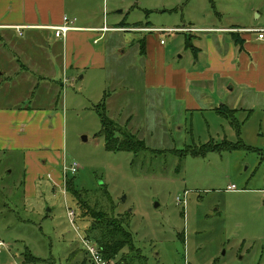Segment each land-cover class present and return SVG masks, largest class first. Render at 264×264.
I'll return each instance as SVG.
<instances>
[{
	"label": "rangeland",
	"instance_id": "1",
	"mask_svg": "<svg viewBox=\"0 0 264 264\" xmlns=\"http://www.w3.org/2000/svg\"><path fill=\"white\" fill-rule=\"evenodd\" d=\"M99 8L109 27L122 20L164 29L264 27V0H100ZM148 35L164 45L154 50L155 62L162 57L165 65L192 63L188 45L195 46L200 34ZM141 37L109 33L103 71L61 89L55 104L14 105L59 114L62 133L53 149L39 146L52 151L55 163L45 157L30 166L19 153L0 155V264L31 263L24 254L37 258L36 264H90L66 209L74 212V227L85 238L96 227L97 213L121 222L131 238L113 258L117 264H264V98H245L239 88L228 94L250 100L249 109L234 114L238 133L213 111H183L184 104L170 100L160 84L147 82L148 71L162 82L163 64L147 67ZM98 112L110 122L113 143L130 139L139 145L107 150L97 136ZM212 143L234 149L190 154ZM42 161L48 163L41 166ZM72 163L78 165L74 175L64 170ZM28 169L37 177L34 183L26 181ZM59 172L61 189L46 178L56 179ZM67 181L78 196L66 192ZM231 185L236 192L227 190ZM184 193L183 209L176 199Z\"/></svg>",
	"mask_w": 264,
	"mask_h": 264
},
{
	"label": "crops",
	"instance_id": "2",
	"mask_svg": "<svg viewBox=\"0 0 264 264\" xmlns=\"http://www.w3.org/2000/svg\"><path fill=\"white\" fill-rule=\"evenodd\" d=\"M99 4L100 0H0V155L19 153L25 163L28 159L32 161L30 166H38V159L46 157L49 162L53 159L52 151H43L39 146L53 149L55 139L62 133L61 116L14 105L55 104L61 89L83 81L90 72L103 71L105 39L109 33L142 34L140 41L145 46L147 67H153L156 62L163 64L162 82L152 77V71H148L147 82L160 84L164 95L175 104H184L183 111L216 113L218 108L225 107L236 112L251 107L250 100L246 103L242 100L244 97L264 98V42L257 37L253 40L250 34L254 33L249 32L264 27L221 25L164 29L127 24L123 20L109 27L105 19H100ZM64 16L76 19V30L68 32L62 40L49 28L60 26ZM15 27L22 28L20 34ZM119 27L124 29L116 31ZM152 30L200 34L194 37L195 46L188 45L194 54L192 63L165 65L162 57L155 62L154 50L160 51L164 45L159 42L157 46L149 39L148 34L155 33ZM166 52L163 49L161 53ZM237 88L245 90L246 95L240 100L242 94H239L232 100L228 94ZM47 163L42 161L41 166ZM31 171L27 170L26 181L34 183L37 177ZM60 172L56 179L50 174L46 178L53 187L61 189Z\"/></svg>",
	"mask_w": 264,
	"mask_h": 264
},
{
	"label": "trees",
	"instance_id": "3",
	"mask_svg": "<svg viewBox=\"0 0 264 264\" xmlns=\"http://www.w3.org/2000/svg\"><path fill=\"white\" fill-rule=\"evenodd\" d=\"M140 51L141 54H144L145 46L143 41H141L140 44ZM102 103H104V100L106 99V94L103 95ZM101 106V109H103V105ZM216 113L220 116H223L230 120V122L235 126L237 133H238V125L237 121L234 117L235 111L229 110L228 108L221 107L216 110ZM98 116L101 123V130L97 136L103 137L107 150H113V151H121V150H127L131 151L133 150V147H136L139 145V143L134 142L130 139H126L121 141L120 143H113L111 141V137L109 135V132L107 130V127L109 126L110 122L107 121L104 117V114L101 112H98ZM116 146V148L113 147ZM234 149L233 147L227 144L222 145H215V144H207V145H201L199 149L193 150L190 152V154L193 157H204L209 153L214 152H221L224 150ZM66 192L71 194L72 196H78L77 192L73 189L72 183L67 181L66 183ZM94 223L96 224L95 228H90V236L88 239L92 240L101 250L103 256L106 259H113L124 247L127 245L129 246L131 235H129L122 227L121 229V222H118L115 219H112L103 213H97V215L94 216ZM117 221V222H116ZM101 232V233H100ZM24 254L23 257L25 258L27 262H31L29 264H34L33 261H38L37 258L32 257L30 255ZM36 264V263H35Z\"/></svg>",
	"mask_w": 264,
	"mask_h": 264
},
{
	"label": "built area",
	"instance_id": "4",
	"mask_svg": "<svg viewBox=\"0 0 264 264\" xmlns=\"http://www.w3.org/2000/svg\"><path fill=\"white\" fill-rule=\"evenodd\" d=\"M76 22V19H72V18H68L66 16H64L62 18V23L60 26L57 27H50V30H53L54 32V36L56 38H61L63 40H65L66 35L68 32L73 31V25ZM17 33L20 34L22 28L21 27H15L13 28ZM104 30V29H103ZM152 32L155 33H170L171 31L169 30H152ZM249 32L251 33H256L257 34V39L259 41H263L264 42V29H259V30H250ZM160 44L162 45L163 42L160 41ZM264 163V160H263ZM78 169V165L75 163H72L69 167H64L65 172L68 171L70 174L74 175L77 172ZM67 174L65 173V176ZM229 192H236V187L234 185H231L228 187L227 189ZM187 193H184L182 199L177 198L176 199V203H182L183 204V209L185 208V198H186ZM66 218L69 222V224L73 227V230L75 231V233L77 234L78 237V241L80 243V246L82 248V250L84 251L85 255L87 256L90 264H117V261L114 259H106L101 250L99 249V247L90 239L85 238L83 236H81L78 233L77 228L74 227V223H75V214L73 211H71V209H66ZM3 243L0 242V248L3 247Z\"/></svg>",
	"mask_w": 264,
	"mask_h": 264
}]
</instances>
